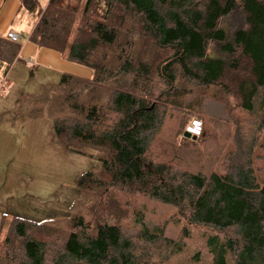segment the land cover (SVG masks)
Masks as SVG:
<instances>
[{
    "label": "trees",
    "instance_id": "trees-1",
    "mask_svg": "<svg viewBox=\"0 0 264 264\" xmlns=\"http://www.w3.org/2000/svg\"><path fill=\"white\" fill-rule=\"evenodd\" d=\"M18 2L39 15L28 36L33 44L93 71L89 79L62 75L84 103L72 106L71 120L54 122V136L66 149H97L100 169L79 180L93 198L89 216L75 214L63 228L12 217L0 264H152L161 247L164 262L178 257L183 242L137 219V196L174 206L183 234L189 226L215 232L191 264H264V168L252 161L253 143L248 156L209 173L155 160L151 150L167 109L187 108L184 96L212 87L221 104L234 97L257 113L264 133V0ZM211 42L229 59L210 57ZM20 50L0 37V76ZM205 134L202 128L198 137ZM134 217L139 228L127 232L122 224Z\"/></svg>",
    "mask_w": 264,
    "mask_h": 264
},
{
    "label": "rangeland",
    "instance_id": "rangeland-1",
    "mask_svg": "<svg viewBox=\"0 0 264 264\" xmlns=\"http://www.w3.org/2000/svg\"><path fill=\"white\" fill-rule=\"evenodd\" d=\"M40 2L45 5L46 0ZM38 18L37 13L22 9L16 13L12 26L21 28L19 44L25 42ZM19 54L7 74L0 76V227L5 222L0 242L12 217L52 221L54 226L63 228L75 214L89 216L87 207L93 198L87 197L90 194L81 189L79 180L86 172L96 177L100 169L97 149L78 145L73 151L55 139L54 122L60 118L71 120L76 115L72 106L84 103L77 99L73 86L61 83L65 73L57 72L50 64L40 65L37 60L29 65L25 62L27 57L21 51ZM208 54L229 59L215 42L208 45ZM217 88L206 89L209 94L203 96L197 92L184 96L187 108L167 109L151 145L155 160H167L175 167L203 173L224 171L231 162L238 161L240 153L248 156L249 144L253 143L252 161L259 169L264 168L260 116L240 109L234 97L226 105L221 104ZM88 92L86 89L85 94ZM195 119L202 123L206 134L195 140L183 137L184 127L186 130ZM135 207L140 213L137 219L150 230L163 228L166 237L184 243V252L165 262L160 258L164 251L161 247L152 264H191L190 256L196 251L206 254V237L214 231L189 226L188 234H183L185 221L168 203L137 196ZM122 225L127 232L139 228L135 217Z\"/></svg>",
    "mask_w": 264,
    "mask_h": 264
},
{
    "label": "crops",
    "instance_id": "crops-1",
    "mask_svg": "<svg viewBox=\"0 0 264 264\" xmlns=\"http://www.w3.org/2000/svg\"><path fill=\"white\" fill-rule=\"evenodd\" d=\"M21 10L18 0H0V37H5L7 32H14L20 36L19 28H13L12 21L14 16L17 12ZM33 26L31 25V30ZM27 34L25 42L21 45V53L27 57L25 58V62L27 64H32L34 61L40 65H47L50 64L53 69H55L59 73H69L76 76L90 78L91 71L89 68L78 65L73 62H69L65 55L47 48H40L33 44L29 39L28 36L31 32ZM19 38V41H20ZM22 41V40H21ZM29 57V58H28ZM20 58V54H19Z\"/></svg>",
    "mask_w": 264,
    "mask_h": 264
},
{
    "label": "built area",
    "instance_id": "built-area-1",
    "mask_svg": "<svg viewBox=\"0 0 264 264\" xmlns=\"http://www.w3.org/2000/svg\"><path fill=\"white\" fill-rule=\"evenodd\" d=\"M5 38L12 43H19L20 37L14 32H7ZM186 131H188L191 135H195L196 137H198L202 133V123L196 119L192 120L186 127Z\"/></svg>",
    "mask_w": 264,
    "mask_h": 264
},
{
    "label": "water",
    "instance_id": "water-1",
    "mask_svg": "<svg viewBox=\"0 0 264 264\" xmlns=\"http://www.w3.org/2000/svg\"><path fill=\"white\" fill-rule=\"evenodd\" d=\"M183 137L185 138H189V139H192V140H195L197 137L195 135H191L188 131H184L183 132Z\"/></svg>",
    "mask_w": 264,
    "mask_h": 264
}]
</instances>
